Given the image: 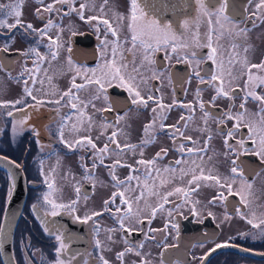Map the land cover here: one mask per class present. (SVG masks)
<instances>
[{"label":"flooded vegetation","instance_id":"1","mask_svg":"<svg viewBox=\"0 0 264 264\" xmlns=\"http://www.w3.org/2000/svg\"><path fill=\"white\" fill-rule=\"evenodd\" d=\"M34 1L37 3V0ZM82 2H85V0H75V7L78 8ZM152 2L153 0H141V6L144 7L149 17L158 19L162 24H171L173 31L180 37V40L194 48L198 57H206L211 51L203 46L207 43L208 36L211 35L212 46L217 48V54L224 61L225 68L228 67V56L233 51L239 54L234 57L235 60L247 56L253 63L264 61V23H261L259 19L247 20L243 16L236 17L235 19L238 21L243 20L240 27H246L249 31L242 37H234L227 33L220 34L215 17L209 22L207 17L198 15L199 6L195 3V0H192L189 14L183 16L180 14L182 0H157L156 10L151 7ZM219 2L220 0H215L214 3L209 2L208 7L215 10L219 6ZM16 3L17 0L12 2L0 0V5L7 6ZM44 3H52V0H44ZM89 3L92 7L85 10L86 17L101 15L100 9L103 6L104 18L112 22L114 27H117L121 41L120 50L124 57L119 63L127 64V70L134 67L139 69L137 81L140 82V77L146 80V84L141 83L142 93L147 94L150 92L154 97L161 98V102L165 105L174 104L175 102L171 109L164 112L166 118L158 121V123L165 125L179 124L184 135L191 137L196 143L193 145L190 141L180 138L176 144H173L170 136L166 134V132L171 131L170 129H166L164 132L150 131L146 134L145 125L149 124L155 116L151 109L157 107V105L151 101L147 109H138L136 106L130 105L128 103L129 94L118 83H113L112 86L106 85L107 101L103 97L98 100L93 99L96 94V86L86 84L83 73L77 75L75 67L81 69L98 68L104 63L100 56V40L103 39L104 29L101 27L97 32L93 27L95 21L92 24L86 20L82 21L74 12L68 16H63V12L67 11V5H56L58 9H61L60 14L55 12L45 13L44 21L37 17L27 23H32L34 27L39 28L50 18L54 23L62 25L65 29L61 33L63 47L57 57L62 61L63 67L56 74L53 70L55 60H51V57L48 56L42 65L43 71L33 87V94L38 97L43 96L45 99L56 98L51 94H60L66 91L71 85L73 76H76L77 84H85V88L79 90L76 94L79 96L80 101L88 104V107L84 109V113L86 117H92L93 126L90 131L82 130L76 136L66 129L65 139L71 141L79 138V136L90 135L99 148L103 147L105 143H109L107 137L113 130H118L121 134L118 135L117 139L123 147L124 144L141 146L146 136L151 135L154 140L153 143L137 147L135 153L124 150L126 154L123 151L121 156L124 155L126 160H120L122 164H131L136 167L135 162L141 158V151L144 153L143 159H151L161 147L168 148V155L162 161L157 162V167L160 169L169 167L175 169V172L162 173L160 177L155 178L156 187L154 190L161 193L173 190L178 186L188 187L187 181L191 178V172L189 171L188 175L181 178V169H195L196 173L199 174V168L202 167L206 174L210 172L223 180L231 175L230 169L234 166L232 161L235 160L236 164L240 165L238 170H242L244 173L243 183L246 188L242 194L245 199L240 201L238 196H230L227 208L228 218L225 219V209L223 207L208 203L215 195L216 190L209 186L210 181H202L199 189L191 196V200L199 201V204L196 205L197 214L195 216L190 211L192 205L188 204L181 208L183 215H176L174 211L173 216L169 217L166 211H159L155 217L149 220L146 218L149 211L146 205L155 206L159 201L157 197L148 195L147 189H143L145 197L139 202V207L145 210V216L142 217L144 223L135 225L136 230L129 235L120 231L117 223V216L123 214V208L121 213L116 214L115 205H110L112 208L110 213L103 211L101 204L99 183H101V169L103 166L109 169L107 177H109L112 186L108 197L110 198L111 194L117 191V188L113 186L114 181L110 175V166L118 159L111 158L109 160V156L116 155L114 152L105 157L104 165L98 164L92 170L95 179L86 180L84 179L83 165L91 169L93 163L92 153L79 148L69 150L59 141L56 131L59 121V116L56 114L58 106L49 104L41 107L38 112H32L28 124L34 125L39 131L38 138L34 137L30 131H26L18 137L11 136L9 129L13 118H8L3 114L11 109H0V156L11 161L7 166H0V219L5 214H9L13 205L19 204L18 209H15L14 212L16 225L13 251L16 264H27L28 258L32 257L33 253L35 255L32 264H44L42 257L46 258V261L55 260L54 248L56 241L43 231L41 220L37 217V214L31 211V206L38 203L41 194L49 191L43 183L45 176L48 177L50 183L54 182L52 191L60 202L67 203L75 199L77 195L75 187H80V202L77 206V214L83 216L92 211L103 212L101 216L94 218L95 224H93V221H89L88 224L77 223L67 214L55 218L57 224L64 225L66 232L72 234L73 238L69 242L70 246L67 254H76V260L73 261V264H84L85 260L88 261V264H101L100 256L108 260L109 264H140L141 260L147 261V264H201V257L211 247L216 243L229 241L230 238L231 243L235 244L236 247L218 249L208 257V260L204 261V264H264V239L254 240L251 236H241L242 233L259 231L247 222L249 219H253L254 223H260L261 220H264V159L253 154L252 149L257 147L253 142L255 137H253V140L249 139L251 133L243 124L236 138L229 140V143L235 145L236 141L244 139V147L247 152L242 151L239 157L229 152L224 144V139L227 131L233 127L234 121L226 120L224 124L219 123V118L223 113L227 111L235 113L240 110L239 105L243 102L244 92L239 91V89L244 87V80H237L234 84V87L237 88L236 93H234V100L218 97L214 104L210 103L212 97L215 96V90L207 84H200L199 80L195 78L190 83H183V85L178 82V77H187L192 74V65L177 62L179 56L190 54L187 50L178 48L177 53H171L170 49L156 52L151 57L155 63L143 67L141 66L142 56L140 51L135 50L136 54L133 56V51H130L132 43L128 20L118 21L116 19L117 15L124 17L129 15L130 0H107V4H105V0H89ZM235 3L241 8L242 12L247 8L246 15H250L251 12L255 11V4L258 3V0H252V3H249L248 0H235ZM7 10L5 9L4 12ZM3 18H5L4 13L0 12V19ZM14 20V17H7V23H14ZM185 20L189 22L187 26L184 25ZM253 23L256 25L255 27H252ZM69 26L75 32L74 36L68 31ZM56 31L57 29L54 28L51 33L55 34ZM0 32L3 33L0 34V46L11 37H15L11 43L9 53H0V59H3L5 64L10 67V74L8 71L0 70V101H12L23 96L22 83H18L17 79L23 71L25 62L29 68L33 67L32 60H26L25 57L17 54V50H25L33 45L34 41L23 39L18 29H13L10 32L7 29H2ZM108 39L112 40L113 38L109 35ZM125 40L128 42L124 43ZM21 43H24V47H21ZM234 44L236 45L235 50H233ZM68 47L72 49L73 67L68 64ZM244 48H247L248 51L244 52ZM39 51L47 56L48 50L45 47L40 46ZM106 51L108 53L107 58L110 59V49ZM166 56H170V58H166ZM149 67L157 72L163 71L165 77L172 74V82L170 83L164 77L160 79L152 78ZM198 70L207 80L208 74L215 72L216 65L205 59L199 65ZM235 70H239V64L236 65ZM61 72L66 75L65 80L54 83V78ZM40 81H43V83ZM197 88L202 90L201 98L205 104L203 111H208L211 114L206 125L203 119V111L199 108V101L196 98ZM257 92L264 94V89H257ZM45 93L49 95L45 96ZM28 102H31L30 98ZM93 104L95 107L92 106ZM109 104H113L111 109L108 108ZM184 104H192L194 111L180 106ZM261 107L258 102L249 99L245 105L247 117L259 121L261 117H264ZM99 109H105V111H98ZM68 112V108H60L61 116ZM22 115V113H17L15 118ZM117 116L123 117L119 121L118 127L116 123ZM181 116H184L185 120L182 121ZM189 116H191V120L188 119ZM185 121H187V127L183 126ZM105 124L110 125V127L102 128L101 125ZM84 127H87V123ZM155 127L158 128V125ZM201 129L206 130L202 131ZM209 137L211 138L209 139ZM180 143L185 145V149L190 147L197 149L198 154L189 155L185 152L183 162L178 165L175 161L181 159V153L175 149L179 147ZM109 148L114 149L115 145L109 143ZM116 152H120V149H116ZM13 161L15 164L12 163ZM41 161L43 162L42 169ZM114 172L120 180L125 181L130 174L127 167H116ZM133 174L141 176L142 185L143 175L141 173ZM161 179L165 180L163 186L159 183ZM241 183L240 180H237L234 189H238ZM247 185H250V188ZM149 186H152L151 181H149ZM131 187L132 191L126 192V198L134 199L135 196L139 195L141 189L136 187L135 181L132 182ZM9 191L12 195L10 200H7ZM169 200L175 202V204H180L182 197L173 196ZM116 203H120L119 197H117ZM136 206V204L133 205L134 208ZM168 208H173V203L166 204L165 209ZM235 209H239L244 215L237 214ZM209 212L212 213V216L208 215ZM170 221L178 224V232L171 227ZM166 224H169V227L165 230ZM96 226L100 229L98 235H95L92 231ZM260 227L264 228V224H261ZM108 229H116V231L109 232ZM152 229L156 231H151ZM109 236L112 237V240H109ZM125 236H128L133 246L142 243L143 247L134 248L133 253L127 254L124 260L120 261L117 259L116 254L126 247L124 244ZM25 237L28 238L32 246L31 251H26ZM95 239L101 241L99 249L95 247ZM201 243H203V247L200 246ZM243 249H248V251ZM135 251H140L141 255L136 256ZM0 264H4L1 246Z\"/></svg>","mask_w":264,"mask_h":264},{"label":"snow or ice","instance_id":"2","mask_svg":"<svg viewBox=\"0 0 264 264\" xmlns=\"http://www.w3.org/2000/svg\"><path fill=\"white\" fill-rule=\"evenodd\" d=\"M209 2H215V0H195V3L199 6L198 15H202L208 18L211 22L212 18L215 17L216 23L219 26L220 34L227 33L228 35L234 37H242L246 35L249 31L246 27H240V24L243 23V20H236V17H244V19L251 20L252 18L259 19L261 23H264V0H258V3L255 4V11L251 12L250 15H246L247 8L241 11V8L235 3V0H220L219 6L215 10H211L208 7ZM249 3H252V0H248ZM22 0H18L16 4L12 5H0V12L4 13L5 18L0 19V30L7 29L9 32L13 29H18L21 32V37L23 39H31L34 41L33 45L29 46L23 51L17 50V54L23 56L27 59H31L33 62V67L29 68L27 63L23 66V71L20 73L19 78L17 79L18 83H22V92L23 96L19 99L12 101H0V109H11L6 113H3L8 118H13L11 127L9 129L10 135L13 137L21 136L24 132L30 131L34 137H39V131L34 125L28 124L29 119L31 118L32 112L36 111L45 106V105H56V114L59 116V121L57 125V136L59 141L69 150H74L79 148L82 150L90 151L92 153L91 159L93 161L91 169L86 165L84 167V179L94 180L95 176L93 169H95L98 164L104 165V159L110 153H115L117 156H120L124 150L135 153L137 147L147 146L154 142L151 135H147L146 138L142 141V145L138 146L135 144H124L121 147L118 142V135L121 134L118 130H113L111 134L107 137V140L112 145H115L114 149L109 148V143H105L103 147H97V144L93 141V138L90 135L79 136V138L73 139L71 141L65 139V130L67 129L69 133L74 136L78 135L82 130L90 131L93 126V120L91 116H85L84 109L88 107V104L80 101L79 96L76 94L79 90L85 88V84H77L76 76L72 77V82L70 87L60 93H52L51 95L56 98L45 99L43 96L38 97L33 94V87L38 81V78L43 71L42 65L47 59L48 56L51 57V60H56L60 49L63 47L61 33L65 30L64 27L60 24L54 23L52 19H47L43 23L42 27H34L32 23H25L22 21V11H21ZM37 3L43 7H37L35 9L36 16L41 20H45V13L51 14L53 12L60 14L61 9H58L56 5H67V11L63 12V16H68L71 13H76L80 20H86L88 23L93 24V27L99 32L100 28L103 27V39L100 40V56L104 60V63L98 68H84L75 67L77 75L83 73V78L88 85L96 86V94L93 99H103L107 101L108 97L106 95V85L112 86L113 83H118V85L126 89L129 94L130 99L128 103L132 106H136L138 109H147L149 107V102H153L157 105L151 109L155 114L151 122L145 125V133L150 131H161L164 132L166 129L171 131L166 132L167 135L172 139L173 144H176L177 141L182 138L183 140L190 141L195 145V141L191 137L185 136L184 132L181 131L179 124L174 125H165L163 123H158V121L164 120V112L168 109H171L174 104L165 105L161 102V98L154 97L150 92L147 94L142 93L141 83L146 84V80L143 77H140V82L137 81L139 76V69L132 68L127 70V64L119 63L124 59L121 49V41L118 34L117 27L113 26V23L108 19L104 18L103 6L100 9L101 15H92L85 16V10L90 9L92 5L89 3V0H85L79 4V7H75V0H52V3L45 4L44 0H37ZM107 4V0H105ZM151 7L153 10L157 8V0H153ZM5 9H8L4 12ZM7 17H14V23H7ZM118 21H123L124 19L128 20V29L131 33V43L132 48L130 51H133V56H135L136 51L139 50L142 56L141 66H151L155 62L151 59L152 55L159 51H167L170 49L171 53H177V49L187 50L190 54H185L179 56L178 63H186L192 65L191 76L187 77H178V82L183 85V83H190L193 78L199 80L200 84H207L209 87L215 90V96L212 97L210 103H215L218 97H225L229 100H234L237 88L234 87V84L237 80H244V87L240 88L239 91L244 92L242 97V103L239 105V111L233 113L232 111H227L219 118V123L224 124L226 120L234 121L233 127L227 131L225 134L224 144L229 152L234 153L239 157L240 153L247 152L245 149L244 139H239L236 141V144L229 143V140H234L236 135L239 133L241 125L248 128V131L251 133L249 136L250 140L255 139L253 142L257 145L255 149H252L253 154L260 156L264 159V117H261L259 121L247 117V110L245 108L246 103L249 99L258 102L261 107V112H264V94L257 92V89H264V61L259 63L251 62L247 56L241 57L239 60H235V56L239 55L234 51L229 54L227 64L228 67L225 68L224 61L220 59L217 54V48L212 46V36L209 35L207 43L204 44V47L209 48L211 51L207 54L206 57H198L194 48H192L188 43L182 42L180 37L173 31L171 24L161 23L158 19L154 17H149L148 13L145 12L144 7L141 6V0H130V10L127 17L116 16ZM189 22L184 21V25L187 26ZM256 25L253 23L252 27ZM57 29L55 34L51 33L52 29ZM68 31L75 35V32L69 26ZM0 34H3L0 32ZM111 35L112 40L108 39V36ZM15 37H11L7 42L0 46V53H9L11 49V43ZM98 39H100L98 37ZM46 41V42H45ZM128 41L125 40L124 43ZM45 47L48 52L47 56L41 54L39 47ZM199 46V45H197ZM236 45H233V50H235ZM110 49L111 57L107 58V51ZM68 64L70 67H73L72 61V49L68 47L67 49ZM248 49L244 48V52H247ZM170 58V56H166ZM207 59L216 65V70L214 73L208 74V79H205V76L201 74L198 70L199 65ZM239 64V70L236 71V65ZM0 70L8 71L10 74V67L5 64L3 59H0ZM127 70V71H126ZM151 76L154 79H160L164 77L168 79L169 82H172V74L164 76V72H157L152 70ZM31 82V86H30ZM43 83V81H40ZM76 90V91H74ZM201 89L197 88L196 98L199 101V108L203 111L205 109V104L201 98ZM45 96L49 95L48 93L44 94ZM30 98L31 102H28ZM91 103V101H89ZM115 103V102H114ZM95 107V105H92ZM181 107L187 108L194 111L192 104L180 105ZM234 106V105H233ZM113 104H109L108 108L111 109ZM60 108H68L69 112L60 115ZM159 109V112H158ZM98 111H105V109H99ZM17 113H22L23 115L19 118H15ZM211 114L208 111H203V119L205 125L208 122ZM75 117V121H74ZM123 117L117 116L116 123L118 127L119 121ZM180 119L185 120L184 116H181ZM191 120V116L188 117ZM74 121V122H73ZM72 122V123H70ZM87 123V127H84ZM158 125V128L155 127ZM184 127H187V121H185ZM102 128L110 127V125H101ZM206 130V129H201ZM211 137H209L210 139ZM116 149H120V152H116ZM181 153V159L175 161L176 164H181L183 162V155L185 152L189 155L198 154L197 149L187 148L183 143L179 144V147L175 149ZM169 149L166 147H161L155 156L151 159H143V151L140 152L141 158L136 160V167L131 164H122L120 159H116L114 163L110 166V175L111 179L114 181V187L117 188V191H114L111 194L109 199L103 201V211L112 212L110 205H115V213H121L123 208V214L117 216V223L119 225V230L128 233H131L136 230L135 225H140L144 223L142 217L145 216V210L139 207V202L144 199L145 192L143 189L148 190V195L155 196L158 198V203L155 206L146 205L149 209L147 217L149 220L156 216L159 211H166L169 217L173 216L175 211L176 215H183L181 208L185 205L191 204L192 207L190 211L195 216L197 214L196 205L199 204V201L191 200V196L196 193L199 189L201 182H211L209 185L213 187L215 195L212 199L208 201L210 205H219L225 209V219L228 218L227 208L229 206V197L238 196L240 201H244L245 197L242 194L245 191L246 185L244 181V173L242 170H238L240 165L236 164V161H232L233 167L230 169L231 175L223 180L217 175H212L210 172L205 173L204 168H199V174L196 173L195 169L184 170L181 169L180 177L188 175L189 171L191 172V178L187 181L188 187H175L173 190L161 193L155 191L156 183L155 178L160 177L162 173H173L175 169L169 167H164L160 169L157 167V162L162 161L168 155ZM3 157H0L2 159ZM83 160V157L81 158ZM15 164V162H12ZM195 163V161H193ZM116 167H127L130 170V174L125 180H120L114 172ZM43 168V162L41 161V169ZM133 173H141L144 180L141 185V176L134 175ZM237 180H240L242 183L239 185L238 189H234V185L237 184ZM136 182V187L140 188L141 191L139 195L135 196L134 199L126 198V192L132 191V182ZM149 181L152 182V186H149ZM43 183L47 186L49 191H46L41 194V197L38 200V203H34L31 206V211L37 214V217L41 220L43 225V231L48 234L50 237L54 238L56 241V246L54 248L55 260L46 261V258L42 257L44 264H73V261L76 260V254L68 255V249L70 246V241L72 240V234L66 232L64 225L57 224L55 218L61 216L62 214H67L72 217L75 222L81 224H88L89 221H93L95 224V217H99L103 214L101 211H92L83 216L77 214V206L80 202L79 193L81 191L80 187H75L76 198L72 199L70 202H60L59 198L54 196L53 188L54 182H49L48 177L45 176ZM160 185L165 184V180L161 179L159 181ZM250 188V185H247ZM11 191L8 193L7 200L11 198ZM176 196L178 198L182 197V202L180 204H175V202L170 201L169 198ZM117 197L120 199V203L117 204ZM6 200V202H7ZM168 203H173V208L165 209V205ZM137 206L134 208L133 205ZM236 213L243 216L244 214L235 209ZM209 216H212V213H208ZM127 222V223H126ZM202 222V221H200ZM253 226V228L259 229L255 233H242V237L251 236L252 239H264V228H261L260 225L264 224V220H261L260 223H254L253 219L247 221ZM10 223V218L7 214L0 219V246L4 245L5 240L8 237L7 226ZM171 227L175 228L176 231H179V226L174 221H170ZM169 227V224L165 225V230ZM142 230V229H140ZM95 235L99 234V227L96 226L92 229ZM109 232H114L116 229H108ZM151 231H156L152 229ZM154 239V237H152ZM109 240H112V237L109 236ZM26 245V251H31L32 246L27 237L24 238ZM124 244L126 247L123 251H120L116 254L117 259L120 261L124 260V257L134 252V248H142L143 244L133 246L128 236L124 237ZM203 247V243L200 245ZM95 247L99 249L101 247V241L95 239ZM226 247H236L235 244L231 243V238L229 241L216 243L211 247L203 257H201V264H204V261L208 260V257L212 253H215L218 249H223ZM248 251V249H243ZM35 253L32 257L28 258L27 264H32ZM136 256H140V251H135ZM101 264H109V261L104 259L103 256L99 257ZM84 264H88V261L85 260ZM140 264H147V261L141 260Z\"/></svg>","mask_w":264,"mask_h":264},{"label":"rangeland","instance_id":"3","mask_svg":"<svg viewBox=\"0 0 264 264\" xmlns=\"http://www.w3.org/2000/svg\"><path fill=\"white\" fill-rule=\"evenodd\" d=\"M9 1L12 2L13 0H9ZM14 1H16V0H14ZM17 2H18V0H17ZM37 7H43V6L36 3L34 0H22V3H21V11H22L21 19H22V21L27 23L29 20L33 21L34 18H37L36 14H35V9ZM33 26H34V24H33ZM20 45H21V47H24V43H21ZM48 61H50V60H48ZM62 67H63L62 61L60 59L55 60V68L53 70L55 71L56 74H57V72H59L60 68H62ZM65 76L66 75H63V73L61 72L56 78H54L53 82L56 83V82H60L62 80H65ZM54 92H55V90H54ZM123 153L126 154V151H124ZM109 158H110L109 160H111V158H118V159H121L124 161L126 160V157L124 155L123 156L113 155V156H109ZM108 173H109V169L103 166L101 169V183H99L100 188H101L100 198L102 199V203H101L102 209H103V201H104V199L105 200L109 199L108 196H109V193L112 189L110 180L108 179L109 177H107Z\"/></svg>","mask_w":264,"mask_h":264},{"label":"water","instance_id":"4","mask_svg":"<svg viewBox=\"0 0 264 264\" xmlns=\"http://www.w3.org/2000/svg\"><path fill=\"white\" fill-rule=\"evenodd\" d=\"M191 5H192V0H182L180 14L182 16L189 14L191 10ZM0 157H3V156H0ZM10 163L11 161L6 157H3L2 159H0V166H7ZM18 205L17 204L13 205L11 208V211L8 214L10 218V223L7 226L8 237L5 240L4 245L1 246V251L3 252L4 264H16L15 257H14V251H13V238H14V231H15V225H16V219H14L15 218L14 212H15V209H18Z\"/></svg>","mask_w":264,"mask_h":264}]
</instances>
